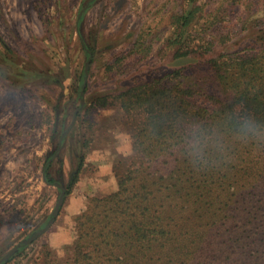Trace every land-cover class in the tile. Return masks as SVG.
I'll list each match as a JSON object with an SVG mask.
<instances>
[{"label": "trees", "instance_id": "trees-1", "mask_svg": "<svg viewBox=\"0 0 264 264\" xmlns=\"http://www.w3.org/2000/svg\"><path fill=\"white\" fill-rule=\"evenodd\" d=\"M88 1L91 6L95 0ZM196 1L188 0L171 21L168 72L99 95L75 114L68 133L83 109L105 107L112 96L135 119L132 153L119 156L113 167L116 189L90 196L74 217L66 264H264V26L258 22L236 42L198 37L192 32ZM156 36L139 29L128 56L148 58ZM81 44L88 55L94 53V38L89 46L83 39ZM5 49L0 77L13 80L14 87L25 88L27 79L59 83L68 76L49 78L14 61ZM195 65L208 68L219 93L202 76L191 75ZM83 78L84 70L78 83ZM77 156L65 194L78 179L85 150ZM48 170L46 165L45 179L56 183ZM41 258L33 264H54L49 247Z\"/></svg>", "mask_w": 264, "mask_h": 264}, {"label": "rangeland", "instance_id": "rangeland-1", "mask_svg": "<svg viewBox=\"0 0 264 264\" xmlns=\"http://www.w3.org/2000/svg\"><path fill=\"white\" fill-rule=\"evenodd\" d=\"M87 1L0 0V50L8 47L14 61L49 78L68 73L59 83L27 79L23 89L0 77V256L49 219L61 189L42 178L47 159L51 158L49 175L66 190L78 151L85 150L78 179L64 195L51 226L7 264L42 262V251L48 247L54 264H66L72 254L75 215L90 196L117 187L113 167L119 156L132 153L135 112H126L110 96L105 107L83 109L74 131L65 134L59 147L58 138L75 110L89 107L97 96L116 94L168 72L174 51L166 41L172 36L171 21L188 5V0H95L76 26ZM196 4L200 9L192 32L198 37L236 42L257 29L258 22L264 26V0H197ZM141 28L151 29L158 40L151 55L138 61L128 54ZM93 38L95 51L88 55L81 40L89 46ZM88 58V87L80 107L83 82L78 83L77 76ZM191 75L202 76L219 93L208 68L195 65ZM101 150L112 158L109 171L97 165L105 161ZM97 151L94 162L91 156Z\"/></svg>", "mask_w": 264, "mask_h": 264}, {"label": "water", "instance_id": "water-1", "mask_svg": "<svg viewBox=\"0 0 264 264\" xmlns=\"http://www.w3.org/2000/svg\"><path fill=\"white\" fill-rule=\"evenodd\" d=\"M89 1H87L83 6L82 8L80 9V11L78 12V15H77V20H79V18L81 17V15L83 14V12L88 8L89 6ZM89 59H87L86 63H85V69H84V73H85V76H84V80H83V83H82V86H81V90H80V95H81V101H80V107L84 104V90H85V86H86V74H87V70H88V66H89ZM77 110H75L74 114H73V117H72V120L70 122V124L68 125V127L66 128V130L63 132L62 134V137L70 130L71 126L73 125V122L75 120V113H76ZM57 186L60 187L61 189V192L58 196V199H57V202L51 212V215L49 216V219L47 221V223L34 230L31 235H29L28 237L22 239L20 242L16 243L14 246H12L8 251H6L0 258V264H2L3 261L7 260L16 250H18V248L21 246V245H24V244H29L31 243L33 240H35L37 237H39L42 233H44L50 226L51 224L53 223L55 217L57 216L58 212H59V209L64 201V195H65V187L63 185H61L59 182H56L55 183Z\"/></svg>", "mask_w": 264, "mask_h": 264}, {"label": "crops", "instance_id": "crops-1", "mask_svg": "<svg viewBox=\"0 0 264 264\" xmlns=\"http://www.w3.org/2000/svg\"><path fill=\"white\" fill-rule=\"evenodd\" d=\"M88 8H89V6H88ZM86 10H87V9H86ZM101 151H102V154H103V152H104V155H105V161H104V164H103V165H100V164H97V165H98L101 169H104V170L106 169L107 171H109L110 168H111V165H112V163H111V161H112L111 159H112V158H111L109 155H106V152H105V151H103V150H101ZM120 151H122V150H120ZM124 151H126V150H123V152H124ZM102 154H101V155H102ZM91 157H92V159H93L94 162H95L96 160H98V158H97V157H98V151H97L96 154L94 153ZM50 159H51V158L47 159V161L44 163L43 168H42V178H43V180L46 181L48 184H50V182H48V181L45 179V176H44V172H43V171H44V168H45L46 165H49V168H50V164H49V163H50V162H49ZM2 255H3V254H2ZM2 255H1V256H2ZM1 256H0V258H1Z\"/></svg>", "mask_w": 264, "mask_h": 264}, {"label": "flooded vegetation", "instance_id": "flooded-vegetation-1", "mask_svg": "<svg viewBox=\"0 0 264 264\" xmlns=\"http://www.w3.org/2000/svg\"><path fill=\"white\" fill-rule=\"evenodd\" d=\"M62 134H63V132L60 134V136H59V138H58V147H59V146H62V144H63L62 139H63V137L66 136V135H64V136L62 137Z\"/></svg>", "mask_w": 264, "mask_h": 264}]
</instances>
